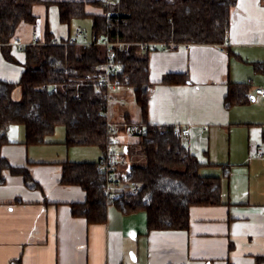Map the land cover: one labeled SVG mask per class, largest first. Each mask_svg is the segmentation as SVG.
Here are the masks:
<instances>
[{"label": "crops", "instance_id": "obj_1", "mask_svg": "<svg viewBox=\"0 0 264 264\" xmlns=\"http://www.w3.org/2000/svg\"><path fill=\"white\" fill-rule=\"evenodd\" d=\"M87 9L91 15L103 14L91 5ZM33 14L39 25L20 24L12 41L19 64L7 62L0 47V81L19 82L26 62L22 47L43 41L51 15L56 39L74 41L60 30H70L75 22L61 24L57 6L37 5ZM75 31L83 33L80 27ZM173 74L188 75L191 82L164 85L163 78ZM149 81L146 124L189 130L183 144L201 164V177L222 178L228 167L221 205L193 207L187 231L149 232L145 212L123 216L114 206L106 224L89 225L72 216L71 205L84 203L86 194L61 184L62 164L96 163L101 151L67 147L62 127L45 145L27 146L24 128L11 126L1 157L13 167L27 168L39 188L29 189L22 177L4 172L0 264H264V158L259 156L264 151V99L256 94L264 89V0L237 1L225 46L176 45L173 51L150 52ZM231 84H247L248 104L225 107ZM128 88L111 92L108 121L142 126L141 109ZM16 93L19 98L20 90ZM126 149L121 146V152ZM126 169L121 157L117 175Z\"/></svg>", "mask_w": 264, "mask_h": 264}, {"label": "trees", "instance_id": "obj_2", "mask_svg": "<svg viewBox=\"0 0 264 264\" xmlns=\"http://www.w3.org/2000/svg\"><path fill=\"white\" fill-rule=\"evenodd\" d=\"M237 1L114 0L107 7L100 0H0V47L5 60L16 65L12 41L20 24L39 25L33 14L35 6H57L63 25L92 20V43L88 45L58 40L47 25L43 41L22 47L26 62L19 82L0 81V185L6 182L4 172H9L22 177L27 188H39L27 168L13 167L1 157L11 126L24 128L27 146L45 145L58 127H64L67 147H96L105 156L112 142L107 127L109 98L106 89L94 86L93 78L106 70L107 49L99 43L108 38L122 45L114 48V75L134 91L147 133L132 132L134 125L129 120L119 127L131 134L126 151L121 152L127 169L116 176L125 184L124 191L112 202L104 193L107 172L100 168L102 157L96 163L62 164L61 184L80 187L86 194L84 203L71 205L72 216L89 225H104L109 207L114 206L123 216L145 212L149 232L189 230L193 207L221 205L223 183L230 171L224 167L222 178L201 177V164L174 128L146 124L150 51L141 45L225 46ZM88 5L100 8L103 14H89ZM190 82L188 75L175 74L162 81L169 86ZM17 89L19 98H15ZM248 89L247 84H231L225 107L248 104ZM131 186H137L138 193H132Z\"/></svg>", "mask_w": 264, "mask_h": 264}, {"label": "built area", "instance_id": "obj_3", "mask_svg": "<svg viewBox=\"0 0 264 264\" xmlns=\"http://www.w3.org/2000/svg\"><path fill=\"white\" fill-rule=\"evenodd\" d=\"M103 4H105L107 7L114 1V0H100ZM77 37H81L83 35L82 32L77 31L76 32ZM76 42V41H72ZM90 43H80L84 45L91 44ZM102 46H104L107 49V59L108 63L106 66V70L104 73L100 74L99 76L96 75L94 80V86L97 88H104L108 92V98L111 94V92L116 91L117 89L123 87L121 81L114 75V73L117 71V68L114 64H112L113 59L116 56V53L114 51V48L116 47H122L121 44L113 43L108 38H104L100 41ZM142 49L144 51H156L158 49H163L165 51H173L176 48L175 44H156V43H147L142 44ZM89 78V77H88ZM53 92H57V88L53 89ZM256 94L259 95L262 99H264V89H256ZM107 127L110 132V136L112 139L111 145L105 154V156H102L101 161V170H105L107 172V187L105 189V195L107 196L109 202H112L114 200H117L121 197V192L124 191L125 184H121V182L117 181V164L121 160V130L119 129V126H116L108 121ZM132 132H138V133H147V129L145 127L134 125L130 129ZM174 131L177 135L184 137L189 136L190 132L186 129H179L174 128ZM260 157L264 158V151H261L259 154ZM130 191L134 194L138 193L139 188L137 186H131Z\"/></svg>", "mask_w": 264, "mask_h": 264}, {"label": "rangeland", "instance_id": "obj_4", "mask_svg": "<svg viewBox=\"0 0 264 264\" xmlns=\"http://www.w3.org/2000/svg\"><path fill=\"white\" fill-rule=\"evenodd\" d=\"M50 19V23H49V28H50V30H53V28H54V31L55 32H58V29H57V27L54 25V23L52 24V19H53V15H51V17L49 18ZM58 24H59V22H56V25L58 26ZM77 27H80L81 28V30L83 31V37L82 38H80V37H77V35H76V31H75V29L77 28ZM69 28L68 27H63L60 31H61V34L62 33H64L65 35H67V37L69 36V33H70V35H71V38H72V40H74V41H76V42H79V40L81 39V40H85L86 42H89V41H91V39H92V20L91 19H86V20H81V21H75V23H74V25H71V28H70V30H68ZM88 40V41H87ZM129 89V88H128ZM15 96L17 97V93L15 94ZM15 97V98H16ZM114 125H116V124H114ZM116 126H118V125H116ZM60 128V127H59ZM62 128H64V127H62ZM65 129V128H64ZM121 140L123 141V145H126V142L128 141V139H129V136L127 135V132H123L122 131V133H121ZM123 145H122V147H123ZM95 149H96V147H94ZM138 148V147H137ZM137 148H135V149H137ZM129 160H131L130 158H129ZM132 161V160H131ZM140 163H141V161H140Z\"/></svg>", "mask_w": 264, "mask_h": 264}]
</instances>
